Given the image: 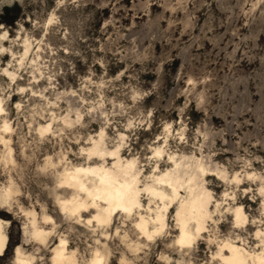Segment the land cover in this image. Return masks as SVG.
<instances>
[{
	"label": "rangeland",
	"instance_id": "1",
	"mask_svg": "<svg viewBox=\"0 0 264 264\" xmlns=\"http://www.w3.org/2000/svg\"><path fill=\"white\" fill-rule=\"evenodd\" d=\"M0 26V96L13 127V161L4 160L0 141V200L4 187L13 189L10 203H0L9 238L0 264H14L17 245L35 255V264H51L61 235L81 264L96 247L108 264H222L216 252L226 237L259 247L264 0H0ZM48 122L53 132L40 137L39 124ZM102 129L110 147L122 143L123 155L137 158L142 183L156 165L171 167L167 153L177 152L203 157L230 178L237 173L242 184L207 177L221 209L185 251L174 241L175 206L157 241L142 237L135 217L118 214L108 229L87 223L93 212L69 218L58 197L71 190L59 185V171L65 160L86 163L82 147ZM158 145L165 148L161 157L154 155ZM48 156L56 166L46 164ZM141 199L146 205L150 197ZM237 204L250 219L245 228H235L228 211ZM30 210L52 231L45 244L24 233L31 229Z\"/></svg>",
	"mask_w": 264,
	"mask_h": 264
},
{
	"label": "bare ground",
	"instance_id": "2",
	"mask_svg": "<svg viewBox=\"0 0 264 264\" xmlns=\"http://www.w3.org/2000/svg\"><path fill=\"white\" fill-rule=\"evenodd\" d=\"M5 34L7 35L6 31L2 34V36L5 37ZM29 50H30V43L28 42V39H26L25 40L24 54H27L29 52ZM5 71L7 74L10 75V77L12 79L15 78L14 74L11 73L7 68L5 69ZM20 89H24V88L21 87ZM19 93H21V91L17 92L16 94H19ZM0 100L4 101L2 96H0ZM18 105H20V103H18ZM6 114H7V111H6L5 105L3 103V112H0V141L4 145L5 150L7 152L6 156L4 157V160L5 161H10V160L13 161V147L10 144L11 140H12L13 127H12L11 123L9 122V119L7 118ZM5 128H7L8 130H5ZM37 132L40 135V137H45V136L47 137L51 132H53L52 122L39 124V126L37 128ZM101 132H103V136L100 135ZM123 136L124 135H122V137ZM96 149H99L100 151L103 152L102 160H101V157H97V156H93L92 160L88 159V161L86 163H79V164L70 163V162H67L65 160V164H63L61 171H59V179H58L59 185L63 186L66 189L71 190V194L68 197H66V198H59L58 197V202H59V205H60L62 212L65 213L69 218L74 217V218H76V220H81V217L85 214V212H87V213L93 212L90 217H87L86 221L88 223L89 219L92 216L97 215V213H99L102 216L106 215L102 211V209L104 207H106V205H104V203L102 201H96L97 205H99L98 208H93V207L88 206V205H91V203H92L91 198H89L87 196V194L85 192L81 191V189H80L81 183L84 185V187L89 188V189H92L95 186L99 185V177L98 176H92V175H85L84 173H77L76 172L77 168L97 167L98 166L97 161L102 163L103 167L105 169H107L108 171H111L113 169V166H115V169H121L122 167H126L130 162H134L135 163V169L139 170L137 179H138L139 184L141 186H144L146 184L150 187H154L158 191H160V190L169 191L167 189L166 183L165 184H159L156 182L157 178H162L164 181L172 183L173 186H176L178 184L183 185V187H181L179 189L181 200H183L184 198H189V199H193V200L195 199L196 191H198L199 189H196L194 184H189L188 181L194 180V178L197 177L198 175H203V177L206 181H207L208 176H210V175L215 176L216 175L218 178L226 180L227 182H235L237 184H242V179L239 177V175L237 173L233 177L231 176L232 178H230V177H228L226 172H224L222 170V168L219 169L217 167L211 166L207 160L203 159V157H198L195 155L179 154L177 152H171V153L168 152L167 153L168 160L170 161V163H172L171 167H168V168L162 170L158 165H156L155 166V172L150 174V176H149L150 180L145 182V183H142L141 177L143 175V172H142V168H140L137 164V161H138L137 158L134 156H130V157L124 156L123 155L124 153L122 151V149H123L122 143H118L115 146L110 147L108 145L106 139H105V133H104L103 129L98 134H96L94 136H90L89 145L86 147H82V150L85 151V153L87 154V157H88V153L90 151H95ZM164 149L165 148H163V146H161V145L154 147V155L158 151L160 153V155L159 156L155 155V156H157V157L163 156ZM114 150H116L115 151V157L113 155H111V153ZM63 158L65 159V156ZM108 159H112L111 164L107 163ZM60 162H62V159H59L58 163H60ZM46 164L48 166H52V165L56 166V162H54L50 156H48L46 158ZM200 169H203V173L200 172ZM165 173H167V175H165ZM248 175H250V174H248ZM72 177H76V179L73 180ZM204 187L207 188L208 191H210L212 193L214 202L220 203L217 199L214 198L213 192L208 187L207 183L204 185ZM189 189H194V190L189 191ZM261 189H264V184H261L259 187L260 191L259 190L258 191L260 193H261ZM12 193H13V189L11 186L4 187L2 190V197H1L0 203L3 205L9 204ZM227 194H228L227 196H230L229 193H227ZM150 199L152 200V203L151 204L148 203L146 205L142 203V199H141L140 203H141L142 207L137 210L138 214H135L133 216V217H135L134 224L140 223L141 222L140 216H143L145 227L149 231H151V229L154 227V225L151 223V220L154 219L156 216L155 208H156L157 203H158V201L155 197H150ZM263 204H264V201H263ZM82 205L87 206L86 210H85V207H82ZM220 205H221V203H220ZM162 206L163 205L161 204V207ZM174 206L176 207V209L178 208V205L176 203H172L169 206L167 213L165 214L167 217V219L165 221L167 224V228H168V214ZM149 208H152L153 211H149ZM237 208L240 210L239 211V215L241 217V222H240L241 226L240 227L235 226L236 225V215H237L236 209ZM75 209H79V210L75 211V214H74ZM220 209L214 210V209H212V207H210L209 211L216 212V211H220ZM228 211H230L233 214L234 227L235 228H245L250 224V219H249L247 212H246V210L242 204H237L235 206H229ZM27 213L31 215V219H30L31 229L30 230L25 229L24 233L25 234L29 233L31 237H32L33 232L39 234L43 243H41L38 240H36V241L40 244H45L48 236L51 234L52 231L47 230L38 224L37 216H36V213L34 210H30ZM118 214H122V213L114 214L111 217V223L109 225H100L95 220H93L92 222H95L96 226H98V227L108 229L109 227H111V225L114 222L115 216ZM122 215L127 217L126 214H122ZM127 218H129V217H127ZM43 219L45 221H53V218L47 214L43 215ZM212 219L215 220L214 215H213ZM245 219L247 221L246 223L244 222ZM0 220H5V219L0 217ZM6 221L7 222L5 223V225L8 223V220H6ZM256 221H261V219L256 220ZM5 225H4V233L8 238V234L5 230ZM208 226H209V221H204L201 225L202 228H207V231H208ZM195 227H196L195 220H193L192 222H190L188 224V229L191 231V233L194 237L192 247H194L195 244L198 243L199 239L204 237V233L207 232V231L201 230L199 233H197L195 231ZM167 228L165 229L164 233L167 232ZM176 228L178 229V234L176 235V238L174 240L175 244L182 251L189 250L190 248L181 247L177 243V241L180 239V236H181V228H180V226H177ZM138 231L142 235V237H144L146 239V237L140 232L139 229H138ZM254 234H255V238H258L260 241V243L258 244L259 247L248 246L245 243L244 239H242L239 236L234 237V238H232V237L222 238L218 244V250L216 252V255L222 261V264H230V261L232 259H239V260L243 261L244 264H259L260 260L264 259V221H263V227H259L257 230H255ZM160 236L155 237L154 240L157 241L160 238ZM8 239H7V243H6L4 251L7 248ZM241 239L243 240L242 242H241ZM61 241H64V244H61L60 243ZM226 244L228 245V247H225ZM139 245H140V243H137L134 245L135 250L140 249ZM260 245L262 247H260ZM68 246H69L68 239L66 238V236L61 235L59 237V243L53 248V250L55 249V251H53V254L51 256V260H50L51 264H54L53 257L56 256L57 252H62L63 257H64V264H81L80 260L78 259L77 255H76V251H75L76 249L75 250H69ZM17 249L19 250L18 252H17ZM232 249H236V251H233ZM4 251L2 253H0V255H2L4 253ZM97 252L100 253V257L103 259L104 264H108L106 254L104 253L105 251L103 252V250H101L98 247L94 248V250L92 251L91 257L88 259V262H86V264H91V261L94 258H96ZM221 257H223L224 259H221ZM123 260L128 261L126 258H123ZM22 261H30L31 264H35L36 263V257H35V255H33L31 253H26L20 245H17L15 247L13 263L14 264H20V262H22Z\"/></svg>",
	"mask_w": 264,
	"mask_h": 264
},
{
	"label": "snow or ice",
	"instance_id": "3",
	"mask_svg": "<svg viewBox=\"0 0 264 264\" xmlns=\"http://www.w3.org/2000/svg\"><path fill=\"white\" fill-rule=\"evenodd\" d=\"M7 8L8 5H5ZM49 23H52L51 19ZM2 27V26H0ZM6 38V34L5 37ZM21 92L24 89H20ZM19 107V105H17ZM0 112H3V101L0 100ZM50 127V126H49ZM5 130H8L5 128ZM103 136V132L100 133ZM114 150L111 155L115 157ZM155 155L159 156L160 153L157 151ZM93 156L103 158V152L99 149L95 151H90L88 153V159L92 160ZM98 166L92 168H77V173H84L85 175H92L99 177V185L95 186L92 189L84 187V185L80 184L81 191L85 192L89 198H91V205H88L93 208H98L96 201H102L106 207L102 209L103 213L106 215H97L92 216L88 223L91 224L93 220H95L100 225H109L111 223V217L116 213L126 214L127 217L131 218L137 213V210L142 207L140 200L142 194H147L149 197H155L158 201L157 206L155 208L156 216L154 219L151 220V223L154 227L149 231L145 227L144 217L140 216V223H136L135 227L140 230V232L146 237L148 241H153L155 237L163 235L165 229L167 228L166 224V213L168 211L169 206L172 203H176L178 208L175 210V217L176 225L180 226L181 228V236L177 243L181 247H188L191 248L194 237L191 231L188 229V224L195 220L196 227L195 231L199 233L201 230L207 231V228H202L201 225L204 221H210L212 224L216 223V220H213L212 217L215 214L214 211H209V208L212 207L214 210L220 209V203H214L212 193L208 191L204 185L207 181L204 179L203 175H198L194 178V180H189V184H194L196 189L195 199L184 198L181 200L179 189L183 187V185H176L173 186L172 183L164 181L162 178H157V183L159 184H167V189L169 191H158L154 187H150L148 185L141 186L137 179L138 176V169H135V163L130 162L126 167H122L121 169H113L108 171L105 169L99 161H97ZM200 172L203 173V169H200ZM167 175V173H165ZM73 180L76 177H72ZM71 186V185H70ZM194 189H189V191H193ZM261 193L264 194V189H261ZM225 196L228 194L225 193ZM147 203L151 204L152 200L149 199ZM161 204L163 205L161 207ZM85 207L87 206L82 205ZM79 209L74 210L78 211ZM149 211H153L152 208H149ZM227 211V209H225ZM239 209H236V227L241 226V217L239 215ZM223 215V212L220 213ZM7 221L0 220V253H2L5 249L7 243V236L4 233V225ZM246 223V219L244 220ZM116 233L119 234V228L115 229ZM32 237L35 240L43 241L40 238V235L33 232ZM64 244V241L60 242ZM225 247H228L226 244ZM236 251V249H232ZM19 250L17 249V252ZM55 251V249L53 250ZM221 259H224L221 257ZM54 264H64V257L62 252H57L56 256L53 257ZM20 264H31L30 261H22ZM91 264H104L103 259L100 257V253H96V258L91 261ZM123 264V261L121 262ZM230 264H244L243 261L239 259H232ZM259 264H264V259H261Z\"/></svg>",
	"mask_w": 264,
	"mask_h": 264
}]
</instances>
